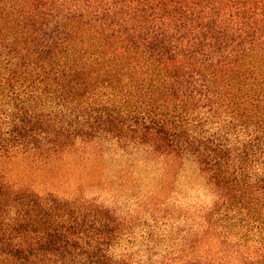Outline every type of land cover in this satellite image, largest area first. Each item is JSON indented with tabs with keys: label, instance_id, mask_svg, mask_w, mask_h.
<instances>
[{
	"label": "trees",
	"instance_id": "obj_1",
	"mask_svg": "<svg viewBox=\"0 0 264 264\" xmlns=\"http://www.w3.org/2000/svg\"><path fill=\"white\" fill-rule=\"evenodd\" d=\"M214 5L0 0L1 159L112 140L189 156L214 190L201 232L142 262L111 253L104 210L0 170V264H264V28Z\"/></svg>",
	"mask_w": 264,
	"mask_h": 264
},
{
	"label": "rangeland",
	"instance_id": "obj_2",
	"mask_svg": "<svg viewBox=\"0 0 264 264\" xmlns=\"http://www.w3.org/2000/svg\"><path fill=\"white\" fill-rule=\"evenodd\" d=\"M208 2L215 3L211 7L219 13L226 8L253 15L247 21L241 16L229 23L216 20L217 26L264 28V0ZM187 11L191 12L190 8ZM3 58L9 60L6 54ZM0 170L13 185L104 210L110 221L124 226L109 247L111 253L133 255L142 262L156 261L185 238L200 233L202 216L214 199V190L193 158L172 162L153 157L145 148L112 140L77 142L46 161L23 154L13 160L0 158Z\"/></svg>",
	"mask_w": 264,
	"mask_h": 264
}]
</instances>
